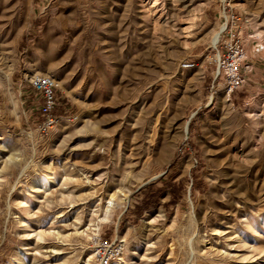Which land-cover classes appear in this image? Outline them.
Returning a JSON list of instances; mask_svg holds the SVG:
<instances>
[{
  "label": "rangeland",
  "instance_id": "1",
  "mask_svg": "<svg viewBox=\"0 0 264 264\" xmlns=\"http://www.w3.org/2000/svg\"><path fill=\"white\" fill-rule=\"evenodd\" d=\"M231 4L253 69L224 107L220 0H0V264H88L93 224L115 264H264V0Z\"/></svg>",
  "mask_w": 264,
  "mask_h": 264
},
{
  "label": "built area",
  "instance_id": "2",
  "mask_svg": "<svg viewBox=\"0 0 264 264\" xmlns=\"http://www.w3.org/2000/svg\"><path fill=\"white\" fill-rule=\"evenodd\" d=\"M231 1L220 0L224 14L228 17V27L221 42L223 52L215 59L216 78L222 80L223 92L228 99L244 87L245 75L253 69L252 63L248 61L245 40L240 32V26L248 21L243 15L238 16ZM195 66V63H185L182 68L192 69ZM27 81L40 96L39 112L42 120L39 131L47 135L58 124L56 111L60 107L58 92L61 85L55 78L47 75H35ZM90 249L96 264H115L121 261L125 246L124 241L106 238L97 231L92 233Z\"/></svg>",
  "mask_w": 264,
  "mask_h": 264
},
{
  "label": "bare ground",
  "instance_id": "3",
  "mask_svg": "<svg viewBox=\"0 0 264 264\" xmlns=\"http://www.w3.org/2000/svg\"><path fill=\"white\" fill-rule=\"evenodd\" d=\"M169 5V4H168ZM224 18H225V21L227 22V24H224L222 27H221V29H220V35H221V33L222 32H226V29H227V27H228V17H227V15H225L224 14ZM217 31V30H216ZM225 32H224V34H225ZM217 33V32H216ZM224 34H223V36H224ZM220 35L218 34V36H217V38L215 37V41H216V43L218 44V42L220 41V39H221V37H220ZM222 39H223V37H222ZM221 39V40H222ZM214 41V42H215ZM221 42V41H220ZM219 42V43H220ZM215 43V44H216ZM216 46V45H215ZM198 75H199V73H198ZM221 105L222 106H224V107H229L230 106V100H228V98H226L225 97V99H223L222 100V102H221ZM49 182H47V183H43V182H41V183H39V184H37V186L36 187H33L32 189L33 190H43V191H47L50 187H51V185L55 182V179H54V177H50L49 179ZM115 199H116V195L114 194V195H112V197H111V199H110V202H109V204H108V206H107V208H106V212H105V215H104V218L103 219H101L100 221H102V222H108L109 221V219H110V216H111V213H112V211H113V208H114V206H115V203H114V201H115ZM159 217V216H158ZM93 226H95V228H90V231L92 232V233H96L97 231H99V226H96V224H93ZM39 238H42L43 237V234H38L37 235ZM56 252H57V250H53L52 251V253H54V254H56ZM94 257L93 256H90V258L88 259V264H90L91 263V261H92V259H93Z\"/></svg>",
  "mask_w": 264,
  "mask_h": 264
},
{
  "label": "crops",
  "instance_id": "4",
  "mask_svg": "<svg viewBox=\"0 0 264 264\" xmlns=\"http://www.w3.org/2000/svg\"><path fill=\"white\" fill-rule=\"evenodd\" d=\"M245 45H246V44H245ZM249 74H251V73H248V74L245 75V77H246V82L249 80V79H248V78H249V76H248ZM56 113H58V109H57Z\"/></svg>",
  "mask_w": 264,
  "mask_h": 264
}]
</instances>
